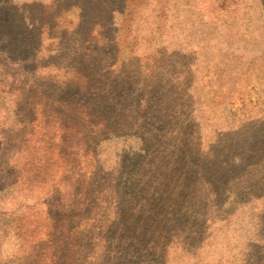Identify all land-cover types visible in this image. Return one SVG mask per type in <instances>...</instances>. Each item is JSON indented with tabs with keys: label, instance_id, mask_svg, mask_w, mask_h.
Masks as SVG:
<instances>
[{
	"label": "rangeland",
	"instance_id": "rangeland-1",
	"mask_svg": "<svg viewBox=\"0 0 264 264\" xmlns=\"http://www.w3.org/2000/svg\"><path fill=\"white\" fill-rule=\"evenodd\" d=\"M17 1L52 36L43 93L0 84V264H264V162L218 196L193 176L264 159V0H162L168 36L161 0L150 25L130 0L107 42ZM134 27L155 40L133 46Z\"/></svg>",
	"mask_w": 264,
	"mask_h": 264
},
{
	"label": "trees",
	"instance_id": "trees-1",
	"mask_svg": "<svg viewBox=\"0 0 264 264\" xmlns=\"http://www.w3.org/2000/svg\"><path fill=\"white\" fill-rule=\"evenodd\" d=\"M119 1L120 0H49V3L43 4V9H40V13L43 11L48 15L49 11L46 9L56 7L58 11L55 16H57L60 22L62 20L61 13L73 12L74 19L67 22L68 27L71 29L73 28V32L77 31V33H80L79 30L85 31V29H87L90 35H96L98 37V42H107L108 40L111 41L106 31L113 26V22L111 23L113 13L118 11L121 12L122 15H126L129 7L130 0H122L123 4L121 7L116 5ZM50 2L53 3L50 4ZM59 2H61L60 5H58ZM150 5L151 0H146L142 7L145 11H150V15H145L142 17V20L136 24H151L149 18L154 14L155 9L152 7L148 10ZM168 6L169 4L166 5V1L161 0V2H159V9H157L158 13H156L158 19L157 23L161 24L162 21L164 23L162 34L166 36H168L171 28ZM35 7L39 8L35 2L0 0V84L7 79L13 80L9 87L11 90L13 89L17 77L21 76V83L23 82V84L28 87L34 86L39 89L40 93H43L42 85L35 81V77L41 72L40 70L45 69L44 65L41 63V59L43 58L42 56L48 53L46 42L52 34L50 33V23H45L40 18L38 19L36 17L39 13L38 9L34 10ZM84 13H87L90 17L87 18V15L85 16ZM131 14L132 13L129 15ZM130 22L134 24L135 20L133 21V19H131ZM63 24L60 26L58 23L54 25V28L57 26L64 27ZM136 30L138 29L134 27L129 32V40H134L136 42L133 46L141 44L142 41H150V39L153 38L152 31H150L148 35H144ZM116 31L120 32V29L117 28ZM52 40H56V38L53 37ZM165 40H168V37H166ZM128 52L134 53L132 49H128ZM152 54L153 53H151V58H154L156 55L154 54L152 56ZM76 74L78 73L76 72ZM31 82H33V84H31ZM0 93L4 94L5 90H1ZM42 97L47 98L48 96L42 94ZM53 100L55 99H50L48 106L50 103H55ZM57 101L61 103L65 102L60 99ZM254 128L256 127L254 126ZM2 142L3 141H0V148L2 147ZM213 158L215 161H210L208 167L198 165L193 176L204 180V183H208L209 188L212 189L217 196L220 194L221 187L227 186L232 182H227L226 180L234 179L239 181L242 178V174L251 177L253 176V171L259 173L264 162V159L256 156H253V161L251 159H242L238 155H234L222 162L217 161L216 156H213ZM235 162L237 163L236 165H234ZM238 169H240V171H237ZM0 173L3 178L6 176L5 173H2L1 167ZM241 181L242 179L240 182ZM263 197L264 195H259L257 198ZM258 240L261 243H253V247L260 249V251L255 254L262 255L264 253V236H260Z\"/></svg>",
	"mask_w": 264,
	"mask_h": 264
}]
</instances>
